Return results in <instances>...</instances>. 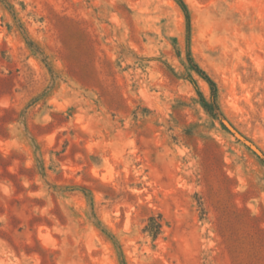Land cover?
Wrapping results in <instances>:
<instances>
[{
    "label": "rangeland",
    "instance_id": "obj_1",
    "mask_svg": "<svg viewBox=\"0 0 264 264\" xmlns=\"http://www.w3.org/2000/svg\"><path fill=\"white\" fill-rule=\"evenodd\" d=\"M182 1L0 0V264H264V0Z\"/></svg>",
    "mask_w": 264,
    "mask_h": 264
},
{
    "label": "trees",
    "instance_id": "obj_2",
    "mask_svg": "<svg viewBox=\"0 0 264 264\" xmlns=\"http://www.w3.org/2000/svg\"><path fill=\"white\" fill-rule=\"evenodd\" d=\"M175 1L178 4V6L181 8V10L184 12L186 19H187V28L190 29V13H189L187 6L182 0H175ZM25 41H26L28 48L32 52L36 54L40 53L39 52L40 48H37L36 44H34L33 41H30L29 38H26ZM188 59L190 61L192 70L195 71L201 77V79L204 80L208 84V86L211 89L212 95H213L212 104H208L205 100H203L202 103H203L204 108L209 114L212 115L214 113L217 115V112L219 111V106L217 104L218 88H217L216 82L204 70H202L197 64L194 63L190 48L188 50ZM161 228H162L161 224H159L155 218H151L149 220L147 231L150 233V235H152L153 237H156V235L159 233ZM263 248H264V244H263Z\"/></svg>",
    "mask_w": 264,
    "mask_h": 264
},
{
    "label": "water",
    "instance_id": "obj_3",
    "mask_svg": "<svg viewBox=\"0 0 264 264\" xmlns=\"http://www.w3.org/2000/svg\"><path fill=\"white\" fill-rule=\"evenodd\" d=\"M235 133V132H234Z\"/></svg>",
    "mask_w": 264,
    "mask_h": 264
}]
</instances>
